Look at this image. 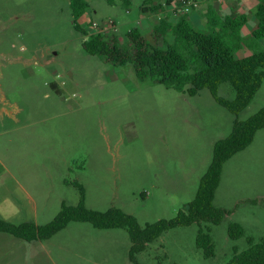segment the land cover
I'll return each instance as SVG.
<instances>
[{
    "label": "rangeland",
    "instance_id": "rangeland-1",
    "mask_svg": "<svg viewBox=\"0 0 264 264\" xmlns=\"http://www.w3.org/2000/svg\"><path fill=\"white\" fill-rule=\"evenodd\" d=\"M143 1L87 0L75 24L70 0H0L1 219L44 226L63 203L79 204L74 183L85 188L91 210L121 209L142 226L173 219L194 200L216 142L235 120L264 108V81L234 116L208 90L191 97L139 79L131 62L116 66L83 50L88 36L102 35L129 52L127 35L145 24L140 6L150 4ZM198 1L205 23L199 27L209 32L210 9L219 5ZM141 32L154 47L174 42L156 40L147 25ZM249 43L237 58L252 54ZM219 95L236 98L228 84ZM214 205L227 212L220 225L169 230L137 255V264H228L234 249L250 247L249 238L264 239V129L225 163ZM232 223L243 226L244 237H229ZM200 229L212 237L213 257L197 246ZM131 247L124 229L72 222L46 241L0 233V264H134Z\"/></svg>",
    "mask_w": 264,
    "mask_h": 264
},
{
    "label": "trees",
    "instance_id": "trees-1",
    "mask_svg": "<svg viewBox=\"0 0 264 264\" xmlns=\"http://www.w3.org/2000/svg\"><path fill=\"white\" fill-rule=\"evenodd\" d=\"M107 1L114 4L115 0ZM70 7L74 23L77 24L89 8V3L87 0H70ZM161 8V5L149 6V9L143 8L142 12L155 13ZM255 18L257 27L252 32V54L242 59L236 55L246 44L241 30L247 24V16L222 19L212 9L208 17L209 32L187 31L183 28V21L173 26L161 18L159 25L153 29L154 38L159 40L165 35L174 36V42L163 48L152 46L139 29H134L127 35L131 47L129 52L122 51L117 42H106L102 35L88 36L83 43V50L89 55L105 58L116 66L131 62L139 79H152L191 97L208 90L220 106L238 116L253 101L264 81V47L260 43L264 40V0L259 1ZM75 30L86 36L78 25H75ZM224 84L235 90L234 100L219 95ZM262 129L264 108L245 121H234L230 135L214 145L211 165L200 181L194 200L173 219H162L142 226L136 217L121 209L110 208L105 212L91 210L85 203V188L74 183L81 193L77 206L63 203L57 216L44 226L32 222L13 224L0 218V233L31 243L52 238L72 222L90 223L100 230L124 229L132 242L130 259L137 264V255L169 230L195 223L220 225L223 222L227 212L216 207L214 199L224 165L237 153L247 149ZM228 232L229 237L235 240L245 236L243 226L238 223L230 224ZM248 242L250 247L247 250L239 252L234 249V256L228 264H264V239L255 243L249 238ZM197 246L203 250L206 258L215 255L209 231L200 229Z\"/></svg>",
    "mask_w": 264,
    "mask_h": 264
},
{
    "label": "crops",
    "instance_id": "crops-1",
    "mask_svg": "<svg viewBox=\"0 0 264 264\" xmlns=\"http://www.w3.org/2000/svg\"><path fill=\"white\" fill-rule=\"evenodd\" d=\"M216 1V0H215ZM260 0H237V1H225L223 3L215 2V6L218 4L219 7L213 8L215 15L222 19L226 18H234L236 16L245 15L248 18L247 24L241 30V36L243 41L251 40L252 32L257 27V20L255 18L256 8L259 4ZM143 3L150 4L149 6H158V4H162L163 9L158 12L143 13L142 5L140 6V12L143 16L144 25H140V30L143 31L146 28V25L152 30L159 25L161 18L165 19V22L171 24L173 26L181 23L183 21V28L187 31H201L199 24L202 26L205 24L201 18L203 12V2L198 0H144ZM127 6L130 5V2L126 3ZM191 7V11L189 13H183L182 11L185 7ZM146 8V7H144ZM144 36V35H143ZM166 39L169 41H174L173 35H165L161 37L160 40L166 44ZM159 41V40H158ZM168 42V43H170ZM261 46L264 47L263 40L260 41ZM252 44V43H250ZM161 47V46H160ZM11 210V208H10ZM11 212V211H10ZM16 212V211H13ZM7 221L12 223V220L7 219Z\"/></svg>",
    "mask_w": 264,
    "mask_h": 264
},
{
    "label": "built area",
    "instance_id": "built-area-1",
    "mask_svg": "<svg viewBox=\"0 0 264 264\" xmlns=\"http://www.w3.org/2000/svg\"><path fill=\"white\" fill-rule=\"evenodd\" d=\"M218 3H223L225 1H237V0H216ZM191 11V7L187 6L185 9L182 11L183 13H189ZM96 25V24H95Z\"/></svg>",
    "mask_w": 264,
    "mask_h": 264
}]
</instances>
